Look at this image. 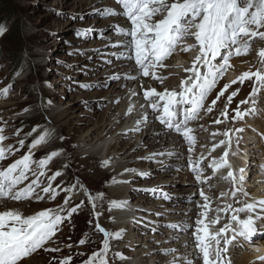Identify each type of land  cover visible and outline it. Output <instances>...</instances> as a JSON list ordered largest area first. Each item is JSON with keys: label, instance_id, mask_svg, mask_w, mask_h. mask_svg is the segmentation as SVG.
<instances>
[{"label": "rangeland", "instance_id": "374dc122", "mask_svg": "<svg viewBox=\"0 0 264 264\" xmlns=\"http://www.w3.org/2000/svg\"><path fill=\"white\" fill-rule=\"evenodd\" d=\"M69 2L72 3L71 6L67 4L66 0H0V25L6 28L4 34L0 35V92L12 85L7 96L0 94V128L4 129V135L8 137L3 144L5 147L11 145L14 152V155H10L5 159L7 161L6 166L26 154L28 146L33 140L44 130H49L52 132L49 142L34 150V159L38 160L52 151H59L61 154L49 164L46 174L48 173L49 177L56 171L62 173L61 176L52 181V185L58 193L54 200L49 199L47 196L42 201H21L17 202L18 204L8 200L0 202L1 211L14 206V209H19L27 216L43 210V208L38 209L35 205L30 208L31 203H41L42 205L56 203L60 207L67 208L79 206L70 220H65L60 226V230L54 238L55 242H50L46 246L48 248H58L59 251H44L26 258L29 261L24 264H60V261L64 259H69L70 264H85L93 253L100 252L103 249L105 237L98 230L97 225L109 233H116L126 226H130V231L134 233L133 239L128 238L125 231L121 239L110 238V249L106 257L108 264H140V259L145 254L142 249L148 247L155 251L154 253L150 252L153 253L152 256L154 254L159 255L152 262L169 264L174 259L172 257L173 252H169L167 255L165 252L171 250V248L175 249V247H166V242L181 240L187 234L186 231L180 230L184 229L181 226H183L185 219L179 220L178 216H175V218L174 215L170 216L172 214L169 209L171 208L170 200L178 199L179 203L181 202L183 205L194 203L198 210L200 208L197 205L203 203V200L200 195H197L196 189L191 194L177 190L185 186L186 180H181L183 179L182 176H180V182L176 183H172L171 179L168 178L169 176H161L164 180L158 183L160 176L155 174L159 172V169H162L161 166L164 169L172 168L175 166L173 161L176 160L172 156L166 155L167 153H154L155 160L151 162L149 160L148 162L146 158L150 154L148 151L151 148L149 149L147 146L138 148L146 135L145 132L137 131L134 133V138L125 140L126 144L130 141L129 145L126 147L123 144L116 157L132 147L134 141L138 142L139 140L138 145L134 146L130 153L128 151V154L126 153L122 159H118L113 163L117 165L123 162L132 153V156L135 157L131 162L139 163L137 168L139 171L135 170L129 175L132 179L129 190L133 191L134 196L128 199V205L134 207L133 213L125 220L120 219L117 217L118 215H112L109 209L121 210L122 208L111 207V204L98 206L97 200L95 201L96 207L93 208L88 199L89 195L96 197L98 194H102L105 197L111 194L112 190L110 186H107L106 189V183L97 180L94 172L81 168L80 160L81 157L95 156L104 161L109 145L115 142L116 137L121 133L120 130L123 131L124 128L130 127V124L134 121V119H131L132 115L124 118L125 123L119 122V124H124H121L123 127L121 126L118 133L107 141L103 140L102 136L95 141L90 138L94 131L100 130L99 132H101L106 127L104 124L111 111L116 110V114H118L126 108H134V105L138 104L136 98V100L131 99L132 92H128L124 99L122 96H114L116 97L115 102L111 97L112 90H120L117 88L125 82V76L122 74L123 78L116 70L112 57L119 56V58L116 57V60H125L126 56L122 57L116 51L110 53L109 50L121 48L119 46L121 44L118 45L117 43L119 39H125L126 44L131 38L119 35L112 28H105L112 26V23H110L111 16L99 14L103 9L100 7L98 0H69ZM109 2L120 6V12L122 11L121 5L116 0H109ZM80 5L83 6L80 7ZM120 16L128 22L127 29H129L131 27L130 21L125 16ZM78 30L87 31L78 36ZM182 43L193 45L195 41L194 38H190ZM256 46L257 44H252V51ZM17 52H21L23 56L22 67L19 69L18 66L21 63H18L16 59ZM128 54L129 57H134V53L130 49H128ZM197 54L198 47L192 48L188 52L187 57L190 60V65ZM251 55L249 53L242 58ZM180 58L179 50H177L164 62L167 67L156 70L157 74L160 72L168 73L176 68L175 74L170 73L169 75L172 78H178V73L189 66L186 61L179 60ZM131 60L133 61L132 58ZM171 61H173V66L169 65ZM233 74L234 72L230 69L226 71L220 80L218 91L214 93L213 90L207 104H210L211 100L215 98L227 78L229 79L226 83L237 79L238 76L234 74L233 78ZM247 83L240 86L238 95L240 94L241 100L251 90ZM124 84L126 85V82ZM82 85H88V87H82ZM162 85V88L165 87L166 82L164 81ZM34 90L35 93H33ZM242 91L245 92L241 95ZM227 95L228 93L225 94V98ZM225 98L217 102V105L221 102L222 106L217 107L216 105L214 110L216 107L220 108V111L223 109ZM112 106L113 109L110 110ZM25 109H28V111H25ZM141 110L138 111L137 116L142 114L144 108ZM212 113H209L210 117ZM201 115H203V118L195 121L198 126L203 127L205 124L204 117L208 116H205L204 112H201ZM56 117H59V123L55 122ZM211 118L214 119L215 117ZM222 118L219 115V119L222 120ZM253 118L251 121V116H247L246 120L240 121L242 124H246L248 120L249 126H243L242 132L231 137L233 138L234 147L230 149L229 155L236 153L234 155L236 157L242 146L250 147V150H247L248 147L245 150L251 156V166L248 171L250 176L248 181L245 182H250V185L254 188L253 190H255L253 193L259 195L260 192L264 193V167L260 168L257 163L262 162L264 151L256 146L260 144V140L256 138L259 130L255 131L249 128L257 129L258 126L253 122L256 120L261 121L262 118L261 114L253 116ZM262 122H264V119ZM229 124L235 125L231 119L227 120V125L229 126ZM64 127L65 129H62ZM239 127L242 128L237 125L236 129ZM33 129H36V131L34 132ZM169 130L172 133L174 132L172 129ZM29 133L31 135H28ZM142 133L143 136L140 137ZM196 134L199 139L197 132ZM20 140L25 142L23 147L19 144ZM201 143V145H204L203 147L200 148L196 144L194 150L191 151L198 158L203 157L204 151L208 147L203 142ZM55 160L57 161L56 164L53 163ZM233 160L237 161L235 158ZM184 164V169L188 167V170L191 171L189 162L188 166L186 161ZM141 165H144V170H140ZM234 165L235 169H238L236 168L238 164L234 163ZM204 169V176L208 177L211 169L206 166ZM192 175L195 178L194 173ZM32 177L35 176H29V180ZM40 179L42 187L47 186L44 178ZM28 181H25L24 185L20 187L25 186ZM69 187L72 188V191L66 192L65 189ZM207 187L209 186L207 185ZM200 188L204 187L201 186ZM41 195H43L42 192ZM165 196H167V199ZM69 197H71L70 202L65 206L64 201ZM127 197H129V194ZM198 201H201V203ZM106 207H109L108 210L105 209ZM46 208L50 207L46 206ZM108 212L111 213L110 216L107 214ZM62 214L66 215V213ZM106 214L107 216H105ZM135 225H138L140 229ZM170 225H178L179 228H173ZM191 225L192 228L188 232L193 235L195 225ZM81 240H85V243L80 244ZM245 248L248 251H253L251 248L241 245L237 247L236 253L239 254ZM116 253L122 254L124 259H120Z\"/></svg>", "mask_w": 264, "mask_h": 264}, {"label": "snow or ice", "instance_id": "6c2138e0", "mask_svg": "<svg viewBox=\"0 0 264 264\" xmlns=\"http://www.w3.org/2000/svg\"><path fill=\"white\" fill-rule=\"evenodd\" d=\"M116 2L121 5V12L117 13L113 9L106 8L99 14L102 16L123 15L130 21L131 28H118V34L129 36L131 39L119 46L126 47L134 53L135 63L144 77L151 76L152 79L163 83L167 77L158 76L156 70L167 67L164 62L177 50L188 52L198 47V54L192 61L191 67L184 69L187 75L180 80L177 88L157 91L152 87L143 93L144 98L150 101L149 106L152 110L159 113L157 116L159 122L180 134L187 142L189 152L194 150L197 143V137L193 135L194 129L189 127L190 122L202 118L201 112L212 113L217 102L225 98V94L232 85L238 82L243 85L246 80L253 81L249 98L241 100L240 104L233 109L234 115H231V120L244 121L247 116H256L264 112V107L258 106L262 102L261 93L264 92V47L258 50L260 66L255 71L243 72L237 79L225 84L211 103L207 104L218 82L226 71L233 68L231 59L248 55L252 50V44L257 39L264 41V0H116ZM158 16L162 18L156 19ZM5 31L6 28L0 25V35H3ZM86 31L78 30L77 35H83ZM190 37L194 38L195 44L182 43ZM120 55L124 57L125 53ZM128 79H136V77H128ZM11 87L12 85H9L0 94L7 96ZM82 87H88V85H82ZM239 91L240 89L236 88L226 96L223 109L220 111V116L224 117V120L218 118L214 121L216 124L225 123L229 119V105ZM249 102H251L250 107L241 109L240 105H249ZM137 123L139 124L140 121ZM33 131L35 132L36 129ZM136 131H139V128ZM230 131L212 134L213 138L217 135L224 137L218 144L213 145L212 151L214 152L220 146L224 148L223 155L213 158L207 165V168L211 169V176L205 177V169L201 167L205 157L195 161L189 159V166L196 181L202 185L207 184L209 190L212 187L210 181L217 176L231 185L228 192L219 193V197H232V201L224 203L223 207L211 208L212 198L203 188L199 192L203 203L197 205L201 211L199 218L195 221L193 235L195 248L198 250L196 256L197 259H202V264H232L230 247H240L241 238L252 241L258 233L264 234V198L253 199L251 202L248 199H239V196L248 198L250 194L244 188L245 169L234 170L228 159L232 147ZM235 131L242 132L243 128H237ZM3 132L4 129L0 128V161L14 155L12 146L5 147L3 144L8 139ZM51 135V131L44 130L28 146L26 154L7 167L0 168V202L42 201L46 196L52 200L56 198L58 193L53 188L52 181L62 173L56 171L49 176L47 186L44 187H41L40 177L46 175L49 164L61 153L52 151L38 160L34 159V150L47 144ZM24 143V140L19 141L21 147ZM109 163L110 161L106 160L102 162V166L107 167ZM30 173L36 178L20 187L29 180ZM112 182L118 181L113 179ZM65 191L71 192L72 188L69 187ZM102 198V194L88 197L93 208L96 207L95 201ZM165 198L167 199V196ZM70 199L71 197L65 199V206L69 204ZM125 206L126 202L123 201L111 202V207ZM78 207L46 208L27 216L19 209L0 211V264H22L26 258L37 254L40 250L59 251L58 248L46 246L50 242H55L54 238L60 226L65 220H70ZM210 211L214 213L213 216H209ZM221 213L227 216V221L216 228L215 226L220 225L223 219ZM257 222H261L260 228L257 227ZM170 227L179 228L178 225H170ZM97 228L105 237L103 249L93 253L85 264H108L106 257L110 249V238L123 237V229L116 233H109L99 225ZM180 230L184 231V229ZM84 243L85 240L80 241V244ZM175 251L171 249L165 254ZM116 255L124 259L122 254L116 253ZM260 259L264 260V257ZM183 261L184 264H195L187 257H184ZM60 264H70V261L64 259L60 261ZM169 264H177L176 258Z\"/></svg>", "mask_w": 264, "mask_h": 264}, {"label": "bare ground", "instance_id": "6f19581e", "mask_svg": "<svg viewBox=\"0 0 264 264\" xmlns=\"http://www.w3.org/2000/svg\"><path fill=\"white\" fill-rule=\"evenodd\" d=\"M98 1L100 3V7L102 9L107 8V9H113L117 13L120 12V6H118L117 4H113L112 2H109V0H98ZM66 2L69 6L72 5V3L69 2V0H66ZM83 5H80V7ZM110 19H111L110 23H112V26H107V27H105L106 29L112 28V30L114 32H118V28L127 29L128 22L126 20L122 19L120 15L111 16ZM156 19H160V17L158 16V17H156ZM124 21H126V22H124ZM190 38H188V39H190ZM117 43H118V45L120 43H121V45H123V44H125V39H123V40L119 39V41H117ZM253 44H257V46L255 47V49L253 51L251 50L249 52L252 54L250 57L242 58L245 56H240L241 58L238 57L236 59H233V58L231 59L230 62L233 65V68L230 70L233 71L234 74H236L237 76H240L245 71H249V70L255 71L260 66L258 63V60H259L258 50L261 47H264V41H260L259 39H257ZM252 49H253V47H252ZM114 51L119 53V55L122 52H124L125 56L129 57L128 48H126V47H121L118 50H109L110 53H113ZM188 52L180 51L181 58L179 60H184L187 62V64H189V66H187L185 68L190 67V60L187 57ZM116 57L117 56L112 57V59L114 60V63H115L114 66L121 76H122V74L125 76V78L123 76L122 77L125 79L126 85L124 84L125 82H123L122 84L120 83L121 85H119V87L117 88L120 90H115V89H113L114 91L112 90V94H111L112 100L115 102L117 96H120V97L122 96L124 99L125 96L128 95V92H132V93H135V95L132 94L131 99L136 98L137 100L136 99L135 100L138 101L137 102L138 104L134 105V108L131 107L130 108L131 111H129V109H127V108L124 109V111L119 112L118 114H116V110L111 111L110 115L108 116V118L104 124V126H106V127L103 128L101 130V132H99L100 130L96 131V132L94 131L90 135V138L92 141H95L100 136H102L103 140L107 141L114 134L118 133V131L121 129V126L124 125L122 123H121L122 125L119 124V122H124L125 121L124 118L132 115L131 119H134V121L132 122V124L129 123L130 127L124 128L123 131L120 130L121 133H119V135L117 134L118 136L116 137L115 142L114 143L112 142L109 145V148L107 150L106 159L104 160V161H106V160L110 161V163L107 167L102 166V162H104V161L95 157V156L89 157V158L81 157V160H80L81 168H84L86 170L94 172V174H96L95 177L97 178V180H102L103 182L106 183V189H107V186H110V189L112 190L111 194H108L105 197H103L102 199L97 200L98 206H100V205L107 206V204H111L112 201H123V202H126V206L121 207L122 208L121 210L109 209V211L112 213V215H118L117 217L125 220L126 217H128L131 213H133L134 207L128 205L129 204L128 199L132 198L134 196L133 191L129 190V187L132 184V181H131L132 179L129 177V175L135 170L139 171V169H137L139 166V163L131 162V160L134 159V157H135V156L134 157L132 156L133 153L131 155H129L123 162L118 163L117 165H115L113 163H115L118 159H122L128 151H129L128 153H130L132 151V148H134V146L138 145L139 140H138V142L134 141L135 143H133L132 147L129 146L130 148H128L125 153H123L119 157H116V154L120 151V147L123 144L126 147L129 145L130 141H128V144H126L127 142H125V140H127L129 138H131V139L134 138V136H135L134 133L137 132L136 131L137 128H139V131L145 132L144 134L146 135L145 139L138 146V148L146 147V146L149 149L151 148L148 151L150 154L146 158V160H148V162H149V160H150V162L155 160L154 153L155 154L156 153H158V154L167 153L166 155L172 156V158L176 160V161H173V164L175 166H173L172 168L164 169L163 166H161L162 169L161 170L159 169V172L155 174L157 176H160L158 183H161L164 180V178H161V176H169L168 178L171 179L172 183L180 182V176H182L183 179H181V180H186V183L184 184L185 186L183 188H178L177 189L178 191H181L184 193L187 192V193L191 194V193H194V190L196 189L197 195H199L198 191H199V189H201L200 187L203 186L204 187L203 189L205 190L206 194H208L212 198L211 208L223 207L224 203L231 202L232 201L231 196L226 197V198L219 197V193L221 191L228 192L230 190L231 185L228 182L220 179L218 176L215 179L213 177L212 180L210 181V184L212 187H211V190H209V187H207L206 184L202 185L196 181V179L192 175L193 172L189 171L188 167H186L184 169L185 161H186V164L188 166V162H189L190 158L194 159V160H199V158L197 156H195L192 152H189L188 144L184 140L183 137L176 135L175 132L172 133L169 129H166L159 122V120L157 119V115H156L157 113L149 108L150 107L149 106L150 101L145 102L146 99L143 100L144 99L143 93L145 90H147L149 88L154 87L157 89V91H163L165 88H167L169 90H171L173 88H177L180 80L182 78L186 77V75H187V74H183V73H185V71H184L185 68H183L181 70L183 73L182 72L178 73V78H172L169 75L170 73L175 74L176 68H174L173 71H170L168 73H162V72L158 73V76L167 77V79L164 80L166 82V86L162 88L163 85L160 81L154 80L152 78L144 80L140 77V70L138 69V66H136L134 63L135 62L134 57L132 58L133 61L131 60V58L130 59L126 58L125 60L124 59L123 60H116L117 58H119V56L117 58ZM172 63H173V61H171V63H169V65L173 66ZM234 74L232 76L233 78H234ZM128 77H136V79H128ZM228 79L229 78H227V80ZM225 84H228V83H224V85ZM247 85H249V87L251 88L252 87V81H248ZM223 86H221L220 89H222ZM240 86H241V84H239V83L232 85L231 88H229L227 93L230 94L231 91L235 90L236 88L240 89ZM126 90H128V91L126 92ZM216 91H218V90L215 89L214 93ZM251 91H252V89L248 92L245 99L249 98ZM244 92L245 91H242L241 95ZM114 96H116V97H114ZM261 96H262V102L258 106L264 107V92L261 93ZM138 97H139V99H138ZM224 103H225V100H224ZM218 106H222L221 102L217 105V107ZM249 106H251V102H249L248 107ZM136 107H139V108H136ZM217 107L213 111L212 116H211V117H215L214 119H212L209 116V114H205V116H208V117H204V119H205L204 123L205 124L203 127L198 126L197 122H195L194 125H192V126H195L197 128V130L196 129L195 130L199 136L198 142L199 143L203 142L204 144L208 145V148L204 151L203 157H205L208 153L209 154L212 153L211 148L213 147V145L218 144L220 139H224V137L222 135H217L215 138H213L212 134L213 133H222L225 130H229L228 125H227V121L224 124L221 123L219 125L214 122L216 119L219 118V115H220V108H217ZM142 108H144V111L142 112V114L137 116L139 113L138 111H140ZM112 109H113V106L110 110H112ZM233 109H235V107H233ZM260 114H261V118L263 120L264 119V112H262ZM145 117H146V119H145ZM201 117L203 118V115H201ZM230 118H231V113L229 115V119ZM222 120H224V117L222 118ZM248 120H247V122H248ZM262 120L261 121L256 120L253 123H255V125L258 126L257 129H259L260 130L259 132H261V136L258 134L256 135V138H258L260 140L259 141L260 144L256 145V146H258L259 147L258 149H260L261 151H264V144H263L264 135H262V134H264V122H262ZM56 121L58 123L60 122L59 117L55 118V122ZM138 121H140L139 124L137 123ZM62 129H65V127ZM4 134H5V132H3V135ZM233 135H235L234 132H233ZM142 136H143V133L140 137H142ZM198 146H199V144H198ZM247 150H250V147H248ZM222 153H223V146H221L220 149L216 150L213 154H211L210 157L206 159L207 162L211 163V160L213 158H219L220 156H222ZM250 157H251L250 154L247 152L246 155H243L237 161L231 160V162L233 164L236 163L240 166H244V165L246 166ZM53 163L56 164L57 161L55 160ZM208 163H206V161H204L202 163V165H204V167L205 166L207 167ZM0 164H1L0 168H4L7 165V161L6 160L0 161ZM250 164H251V162H249V165ZM257 164H259L260 168L263 167L264 159L262 160L261 163H257ZM140 167H141L140 170H144V165H141ZM161 167H159V168H161ZM204 167H202V168H204ZM210 174L212 175L211 170L209 171V175ZM29 176H32V175H29ZM35 178L36 177L30 178L28 183H30L31 180L35 179ZM40 178H44V180L46 181V184L48 183V181H47L48 173L45 176L40 177ZM113 179H115L118 182L113 183L112 182ZM101 185H103V184H101ZM41 187H42V183H41ZM53 188H55V187L53 186ZM244 188L250 194L248 197V200H250V202L253 199L259 200V199L264 198V193H262V192H260L259 195H257V193H253L255 190H253L254 188L252 185H250V182L245 184ZM37 191H40V190L37 189ZM128 194H129V197H127ZM239 199L242 200L243 196H239ZM198 202L201 203V201H198ZM15 203H17V202H15ZM170 203H171V205H170L171 208H169V209L172 212V214L170 216L174 215V218H175V216H178L179 220L185 219V221H183V226H181V225L180 226L182 228H184L183 232L186 231L187 234H185L181 240H178L175 242H170V243L166 242L165 246L166 247L167 246L175 247L176 251L172 253V257L176 258L178 264H184V261H183L184 257H187L188 259L193 260L195 262V264H202L201 259H197V256H196V253L198 252V250L195 248V239H194L193 235L190 234V232H188V230L192 228L191 224H193V226H194L195 225V219L199 218V212L201 211V209L198 210L194 203H191L188 205H183V203H181V202L179 203L178 199L170 200ZM28 204H29V202H28ZM32 205L37 206L38 209H41V208L45 209L46 206L50 207V208L60 207V205L56 204V203H51V204H47V205L46 204L42 205L41 203H38V204L31 203L29 205V207L31 208ZM235 206H239V205H235ZM9 208L14 209V206L13 207L10 206ZM108 208L109 207H106L105 209L108 210ZM137 208L139 209V207H137ZM10 209H7V210H10ZM0 211H1V203H0ZM110 212L107 213L109 216L111 214ZM107 214L105 216H107ZM213 215H214V213L210 211L209 216H213ZM221 216L223 217V219L221 220V224L218 225L217 228L222 226V224L227 221V216L224 213H221ZM241 217H243V214H241ZM260 223L261 222H257L258 228H260ZM135 227L140 229V227H138V225H135ZM123 229H125L124 230L125 233L128 234V238H132V239L134 238V236H133L134 233H132L130 231V229H131L130 226H126ZM255 237H256V240L254 243L258 244V247L264 248V234L262 235L261 238H259L258 236H255ZM185 245H187V246H185ZM252 248H253V246H252ZM236 249H237L236 247H230V254H233V256L231 257L233 264H264V262H261V261L257 262L256 261L257 258L262 256L261 253H259V254L257 252L255 253V250L248 251L245 248L239 252V254H240L239 255L238 253H236ZM140 250H141V248H140ZM42 252H44V251L40 250L37 254L42 253ZM142 252H144L145 254L143 253L144 256L143 257L141 256L142 258L140 259V262H141L140 264H162L159 262H155V263L152 262L154 260V258L159 257V255L154 254L152 256V254L155 251L151 250L150 247L145 248V249L143 248ZM150 252H153V253L151 254ZM263 253H264V251H263ZM34 255H36V254H34ZM138 256H139V253H138ZM26 261H29V260H24L22 262V264H24Z\"/></svg>", "mask_w": 264, "mask_h": 264}, {"label": "trees", "instance_id": "16d2710c", "mask_svg": "<svg viewBox=\"0 0 264 264\" xmlns=\"http://www.w3.org/2000/svg\"><path fill=\"white\" fill-rule=\"evenodd\" d=\"M12 34H13V32H12ZM14 34H15V33H14ZM16 59H17L18 63H21V64L18 66V69H19L20 67H22V61H23V56H22L21 52H17V54H16ZM33 93H35V90H34ZM33 126L35 127V125H33ZM24 139H25V138H24Z\"/></svg>", "mask_w": 264, "mask_h": 264}]
</instances>
